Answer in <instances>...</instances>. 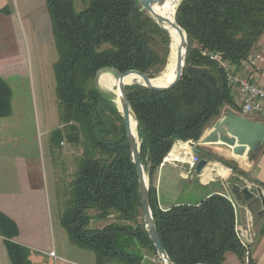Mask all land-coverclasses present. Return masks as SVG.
Here are the masks:
<instances>
[{
  "label": "trees",
  "instance_id": "obj_1",
  "mask_svg": "<svg viewBox=\"0 0 264 264\" xmlns=\"http://www.w3.org/2000/svg\"><path fill=\"white\" fill-rule=\"evenodd\" d=\"M46 5L59 53L54 68L61 126L70 131L68 140L83 148L61 225L74 245L94 252L97 264H164L160 258L145 263L140 253L145 248L158 256L145 227L124 118L115 96L97 89L95 76L111 66L155 78L168 64L171 38L139 0H46ZM176 20L187 32L189 48L178 85L164 91L126 86L157 230L176 264H227L228 253L240 264H256L251 255L246 262L235 207L224 192L164 210L155 180L175 143L198 142L220 118L241 112L224 70L209 54L220 52L237 66L253 54L264 36V0H183ZM11 112L12 88L0 76V120ZM56 135L61 143V131ZM218 160L232 169L229 181L251 180L236 161ZM93 210L100 220L113 218L92 228ZM0 235L13 264H32L29 250L16 241V223L1 211Z\"/></svg>",
  "mask_w": 264,
  "mask_h": 264
},
{
  "label": "rangeland",
  "instance_id": "obj_2",
  "mask_svg": "<svg viewBox=\"0 0 264 264\" xmlns=\"http://www.w3.org/2000/svg\"><path fill=\"white\" fill-rule=\"evenodd\" d=\"M46 6V0H0V9L3 10L0 14L13 17V22L19 24L21 32L19 39L22 37L27 71L20 78L10 82L13 90L12 112L10 116L0 121V150L29 154L40 165L43 181L45 180L54 188L51 208L58 253L81 261L92 262V258L95 257L94 252L74 245L69 240L66 230L58 222L70 198L71 181L78 169L80 159L83 157V148L80 143L70 142L68 140L70 131L61 126L54 68L59 53L53 39V31L51 32L50 29L48 32V29L43 36H40L38 30L35 32L34 29V23H37ZM162 6L156 5L158 8H162ZM262 38L264 39V36ZM101 86L107 93H114L102 82ZM115 89L119 91L118 84L115 85ZM58 130L63 135L62 144L57 139L56 132ZM200 140L195 143H200ZM201 148L204 152L200 158L204 157L206 153L211 164L218 162L226 167L218 159H230L236 161L244 170L247 169V164H251L248 163L246 156L235 157L232 152L228 153L225 149L217 146L204 145ZM207 152L212 153L214 158L208 156ZM227 172L228 169L224 174L214 177L225 175ZM196 176L199 175L196 174ZM196 182L199 183L197 178L193 185H183L181 190L175 191L174 194L169 192V189L164 190L163 199L175 197L181 202L199 201L204 192ZM155 185L157 190L156 180ZM90 213L94 217L97 214L94 210ZM112 218L100 220L95 217L91 222V227L102 228ZM140 253L143 255L145 263H154L159 260L157 255L145 248Z\"/></svg>",
  "mask_w": 264,
  "mask_h": 264
},
{
  "label": "crops",
  "instance_id": "obj_3",
  "mask_svg": "<svg viewBox=\"0 0 264 264\" xmlns=\"http://www.w3.org/2000/svg\"><path fill=\"white\" fill-rule=\"evenodd\" d=\"M34 29L35 32L38 30L40 36H43L48 29V32H50V29L52 32V22L47 6L41 13L37 23H34ZM20 33L19 24L13 22V17L10 18L0 14V76L8 81L10 86L11 80L18 79L27 72L22 37L19 39ZM15 44H17V47H15ZM257 53L264 54L263 38L260 39L258 49L253 54ZM261 74L262 70L256 73V76L260 78ZM236 97L238 100L239 95L237 92ZM251 119L258 120L254 117H251ZM186 147L190 150V146L186 143L178 146L181 153L184 152ZM246 166V171L251 178V180H248L249 183L259 184V186L261 184L264 190V147L255 160ZM226 168L228 172L225 175L204 182L201 177L196 176V173L187 176L188 166L185 163H165L161 165L156 180L160 207L166 210L179 203H198L212 192H224L233 200L238 225L245 227L247 220L251 217L254 218V215L248 207L239 203L230 192L228 183L233 176V171L227 166ZM195 178L199 180V183H196L204 192L202 199L199 201L181 202L176 200L175 197L167 198V200L163 199L164 190L169 189V192L174 194L175 191L179 192L183 185H193ZM53 190L54 188L50 184L46 183L45 180L43 181L40 165L29 154L0 150V211L16 223L18 227L16 241L29 250V259L32 264H97L96 257L92 258V262H85L58 253L51 208ZM58 222L61 223L60 219ZM254 231L256 236L250 245V255L256 264H264V217L260 220L254 218ZM51 252H54L55 255H51ZM0 264H13L5 238L1 235ZM227 264H240V262L235 254L228 253Z\"/></svg>",
  "mask_w": 264,
  "mask_h": 264
},
{
  "label": "water",
  "instance_id": "obj_4",
  "mask_svg": "<svg viewBox=\"0 0 264 264\" xmlns=\"http://www.w3.org/2000/svg\"><path fill=\"white\" fill-rule=\"evenodd\" d=\"M167 1H179L177 6L178 9L183 0H139L142 8L148 11L156 22L169 34L171 38L169 60L172 57L174 43L166 23H169L182 35V41H180L176 50L177 56L174 79L169 84L161 85L154 82V78L149 77L142 71L128 70L126 72H119L115 67L107 66L98 70L95 76V85L100 92H106L101 86V77L105 73L112 74L118 81V89L122 96L121 107L117 103L116 104L125 121L131 156L137 170L145 227L151 241L156 247L157 254L161 261L164 264H176L168 255L157 230L150 201L149 176L141 158V140L137 130V116L130 103L126 90V86L133 84L142 85L158 91L169 90L178 85L183 76L189 49L187 32L177 22L176 13L174 15V20L170 21L155 10L156 5H164ZM132 75H136L140 79L134 80L131 83L127 82ZM112 94L116 96L115 93ZM132 119L136 122V133L133 130ZM204 145L220 147L232 152L235 157L246 156L248 163H252L264 147V121L253 120L235 111H231L214 124L212 129L200 140L199 145L192 148V153L201 156V146ZM209 164V159L202 157L195 167V173L199 176L202 175ZM228 188L239 203L250 209L256 220H260L264 217V190L261 186L250 184L247 179L240 177L237 181H230L228 183Z\"/></svg>",
  "mask_w": 264,
  "mask_h": 264
},
{
  "label": "built area",
  "instance_id": "obj_5",
  "mask_svg": "<svg viewBox=\"0 0 264 264\" xmlns=\"http://www.w3.org/2000/svg\"><path fill=\"white\" fill-rule=\"evenodd\" d=\"M209 55L212 60L216 61L222 67L229 85L238 93L239 98L237 102L240 107V114L249 118H258V121H264V54H251L239 66L225 58L220 52H210ZM261 70L262 74L259 78L256 76V73H259ZM183 143L188 144L191 148L189 159L185 161L179 159L170 160L168 158L170 153H168V155L164 158L162 165L165 163H185L188 166V176L191 173H195V167L201 159L200 156L192 153V148L198 146L199 143H195L193 141H180L179 143H175L173 148ZM230 170L232 169L230 168ZM202 176L203 174L199 177L202 178ZM228 198L233 203L232 198ZM236 232L242 245L247 249L246 262H248L250 256V245L256 236L254 231V218L251 217L248 219L246 226L241 227L238 225V217L236 213ZM50 254L55 255L54 252H51Z\"/></svg>",
  "mask_w": 264,
  "mask_h": 264
},
{
  "label": "bare ground",
  "instance_id": "obj_6",
  "mask_svg": "<svg viewBox=\"0 0 264 264\" xmlns=\"http://www.w3.org/2000/svg\"><path fill=\"white\" fill-rule=\"evenodd\" d=\"M178 3H179V1H167L162 6V8L155 7V10L159 14L165 16L170 21H173ZM166 26L168 27V29L170 31V34L173 38L174 44H173L172 57L170 58V60H168V64H167L165 70L159 76L154 78V82H156L157 84H161V85L169 84L175 77L176 56H177L176 50H177V46L179 45L180 41H182V35L176 29H174L169 23H166ZM139 79H140L139 77L130 76L127 82L131 83L134 80H139ZM101 82L103 85L106 86V88L113 90V92L116 95L115 101L121 107L122 96L120 94V91L115 89V85L118 84V81L112 76V74L105 73L101 77ZM132 126H133L134 132L136 133V122L134 119H132ZM190 152H191V148L189 150V148L186 147L184 149V152L181 153L180 148H178V146H176L171 150L168 158L170 160L179 159V160L185 161V160L189 159ZM228 152H230V151H228ZM226 170H227V168L218 162H214L212 164L210 163L203 173L202 180L204 182H207V181L213 179L215 175L225 173Z\"/></svg>",
  "mask_w": 264,
  "mask_h": 264
}]
</instances>
